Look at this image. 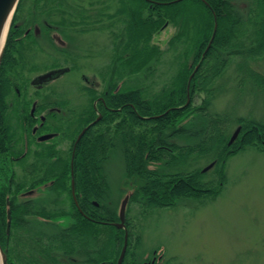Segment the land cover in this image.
Returning <instances> with one entry per match:
<instances>
[{
  "label": "trees",
  "instance_id": "obj_1",
  "mask_svg": "<svg viewBox=\"0 0 264 264\" xmlns=\"http://www.w3.org/2000/svg\"><path fill=\"white\" fill-rule=\"evenodd\" d=\"M244 2L247 3L246 19L238 9V4ZM59 5H62L61 0ZM51 11H46V19L53 23L50 19L55 14L52 15ZM68 12H60L63 15L58 24L64 28L74 25L65 16ZM124 12H127L126 8ZM30 15L29 0H21L3 55L0 94L5 76L13 73L18 78L17 70L22 71L15 65L18 61L16 53L20 52L25 37L22 34L23 27L31 23L28 26L30 28L39 22L36 18L29 19ZM135 15L134 23L132 15L131 20L125 22L128 23L126 29L131 31L125 35H131L130 42L136 44V53L132 57L131 52L130 58L122 63L132 67L130 73L152 70L155 62L150 61H158L157 56L161 52L155 48L149 49L144 42L166 23L182 24L183 31L173 38L171 44L187 37L188 48L183 57L179 56L182 61L177 65L179 68L174 80L155 94L148 88L125 84L119 87V83L112 81L107 93L103 92L104 102L100 101L98 106L103 118L82 137L74 159L77 170L76 195L79 202L89 204L88 212L94 221L76 212L75 222L72 223L68 219L69 215L61 209H43L38 215L50 219L51 227L42 224L36 227L50 228L26 229L29 224L24 219L27 206L15 198L7 201L12 183L8 182L10 172L7 167L1 165L0 244L8 254L9 264H117L124 246L125 230L115 226L119 222V200L115 198V190L110 186L107 175H101L115 151L122 154L124 177L132 179L134 183L126 213L129 236L123 264H144L145 261L137 257L143 242V227L138 222L142 220L140 217L145 218L154 208H175L178 201L214 198L226 183L225 168L230 157L249 146L264 150V124L245 121L243 118L229 121L227 115L214 114L210 110L215 92L222 89L220 79L226 69L234 61L237 63L240 57L244 61L246 54L247 60L264 55V49L260 47L262 39L264 42V0H139ZM215 24L217 30L211 47L201 58L213 38ZM246 33L247 38L252 39L249 47L243 44ZM245 46L251 50L245 51ZM199 62L200 67L194 73ZM237 67L243 66L237 63ZM251 79H255L253 82L260 84L264 90V78L260 80V75L255 74ZM245 84L246 80H243L241 85ZM242 86L239 87L241 91ZM85 89L91 94L90 106L87 112L77 116L76 135L96 115L93 103L98 99V94L95 90ZM202 94L204 98L198 104L196 99ZM188 96L190 102L186 105ZM0 97L2 108L4 94ZM235 124L241 125L244 132L235 144L229 145L230 130ZM193 127H198V130L190 131ZM186 131L192 142L182 148L172 146L176 150L169 152L158 150L163 138H173ZM161 156H166L165 163L160 169L151 171L149 166L155 160H161ZM201 157L208 162H215L212 174L203 172L199 164L191 166ZM135 172L145 179L140 185L134 177ZM22 184V181L17 182L15 188H21ZM55 185L56 181L52 187ZM90 201L99 203V207L91 205ZM134 207L141 209V212L133 210ZM130 212L137 218L132 217ZM58 219L69 220L68 228H58Z\"/></svg>",
  "mask_w": 264,
  "mask_h": 264
},
{
  "label": "rangeland",
  "instance_id": "obj_2",
  "mask_svg": "<svg viewBox=\"0 0 264 264\" xmlns=\"http://www.w3.org/2000/svg\"><path fill=\"white\" fill-rule=\"evenodd\" d=\"M59 1L29 0L31 11L29 19L36 18L43 22L47 10H52V15H56L54 18H58L63 10H69L70 16L77 20L76 23H80L86 22L91 14H99L106 7L107 9L102 23L99 24L100 30L93 29L83 35L71 33L73 37L71 44L74 47L76 45L72 48L75 52L74 60L68 56L65 59L67 64L77 65L76 70L52 84L53 90L71 97L74 94L77 105H87L88 95L78 90L80 86L95 85L97 91L102 92L106 83L108 85L115 81L126 86H142L155 94L161 92L165 84L174 80L179 68L178 62L181 60L177 58V54L183 57L188 42L187 37L175 44H171L170 41L180 32L182 24H177L180 27L170 24L164 29H156L144 45L161 52L157 56L159 63L150 71L130 73L132 67H126L122 62L130 58L131 52L133 57L136 53H134L136 44L130 42L131 35H125L131 32L126 29L128 23L125 22L131 20V15L134 17L132 22H135L136 5L139 0H114L106 3L103 0H61V6ZM90 1H96L97 4ZM101 3L105 4L98 12L97 7ZM238 6L246 19L247 3ZM124 8L127 12H124ZM89 28L86 27L84 30ZM59 37L61 39V36ZM55 38L57 44L61 46L64 44L57 35ZM243 41L247 42V33ZM261 42L260 47L264 49L263 39ZM247 50L251 49L246 48L245 51ZM47 52L48 50L45 53ZM33 54L31 53V56L29 52L24 53L23 59L27 65L37 62L44 65V58H49L44 54L38 53L36 56ZM240 59L237 63L243 67H237L234 61L220 79L222 89L218 93L215 92L210 110L214 114L227 115L229 121L243 118L245 121L264 124V90L260 84L253 82L255 79H251L255 74L260 75V80L264 78V55L247 60L246 54L244 61ZM63 60L61 56L60 61ZM78 68L83 75H78ZM23 69L25 72L30 70L25 67ZM43 72H45L43 69H38L37 73H32L30 77L34 78ZM243 80H246L245 86L241 85ZM240 86L243 87V91L240 90ZM33 90L31 88L29 91ZM203 98L202 94L196 99L197 103H201ZM238 126L235 124L231 128L230 137ZM110 162L106 168L107 178L115 190L113 192L115 198L119 200L117 202L119 209L126 195L133 193V185L124 177L122 157L114 155ZM210 163L201 157L191 166L199 164L204 168ZM191 166L189 169H192ZM213 169L207 173L212 174ZM225 174L224 188L214 198L178 201L175 208H154L145 218L140 217L142 220L138 222H141L143 227V242L138 259L145 261L144 264H264V150L249 146L248 149L230 157L226 163ZM18 175H22L20 170ZM130 180L132 182V179ZM135 207L133 210L141 212V209L137 210ZM130 215L137 218L132 212ZM40 222L41 224L35 223L32 228L47 230L51 227H36L42 225V221Z\"/></svg>",
  "mask_w": 264,
  "mask_h": 264
},
{
  "label": "flooded vegetation",
  "instance_id": "obj_3",
  "mask_svg": "<svg viewBox=\"0 0 264 264\" xmlns=\"http://www.w3.org/2000/svg\"><path fill=\"white\" fill-rule=\"evenodd\" d=\"M90 2L97 4L96 1ZM103 5L104 3L98 5V12ZM89 8L95 9L93 6H89ZM62 15L60 13L58 18H54L56 15L53 16L52 20L50 19L53 23H50L49 19L45 18L43 22L39 21L30 28L28 26L32 25L31 23H27L23 27L22 34L24 33L25 37L22 40L23 45L20 47V52L16 53L18 61H16L15 67L22 69L25 67L30 70L27 72L24 69H21L22 71L17 70L18 78L14 77L12 73V75H6L5 80L1 83L2 94L0 95L2 96L4 94V98L2 97L3 107L0 108V167L1 165L6 166L7 171L10 172L8 182L10 184L12 183V190L7 195V201L15 198L21 204L27 206L24 219L29 224L26 225V229L32 228L35 223L41 224L40 221H42L43 225L50 226V219H45L38 215L43 209L46 211L61 209L68 214L77 205L76 203H79L77 197L75 198L74 196L73 198V192L76 189L65 197L53 198L55 189L52 185L56 181V177H52L50 174L48 175V171L51 165L60 164L58 170L61 174L63 171L68 170L72 161L74 162L76 148L80 140L90 127L103 118L98 106L100 101L104 102L103 92L107 93L110 85L106 83L102 92H98L95 85L93 87L89 85L84 87L80 86L78 90L88 95L89 103L87 105H77L74 94L73 97L66 94L62 95L60 91L52 89V84L64 78L71 71L74 72L76 70L77 65L67 64V60L65 59L68 56L74 60L75 52L72 48H75L76 45L74 47L71 44L73 38L71 33L83 35L93 29L100 30L99 24L102 23V19L105 17L99 12V14H91L86 22L76 23L77 20L71 17L70 12H68L65 16H68V22H72L74 25H68V28H64L58 24L62 19ZM86 27L90 28L84 30ZM56 35L58 39L61 36L62 42L64 43L62 46L56 43ZM46 50H48L47 53H45ZM26 52H29V55L34 53V56L38 53L44 54L49 58H44V65H40L39 62L27 65L23 59L24 53ZM203 55L201 54V58L204 57ZM61 56L64 58L63 61H60ZM199 67L200 62L198 69ZM38 69H43L45 72L36 75L34 78H32L33 76L30 77L32 73H37ZM59 69H63V72L53 75L51 78L40 79V77L50 71ZM77 73L79 76L83 75L80 68H78ZM80 80L82 81V79ZM115 83H119V87L123 84L122 82ZM8 86H10L9 90L7 89ZM31 88L34 89L33 92L29 91ZM85 88L95 90L98 94V99L93 103L96 115L94 120L90 121L76 135L75 124L77 116L86 110L88 111V107L90 106L91 94ZM242 130L243 127H241L236 141L240 138L241 133L244 132ZM4 131L6 134L11 135L9 143L1 136ZM83 131L84 134L77 141ZM114 155H120L122 157L120 151H115L110 156L109 161H111ZM19 170L22 175H18ZM44 180L51 181L45 182ZM19 181L23 182L22 187L16 189V184ZM127 181L134 186L133 180L131 182L130 179H127ZM93 204L96 206L99 205L95 201ZM68 222L69 220L58 219L56 221L57 227L63 229L68 228L70 223ZM9 226L10 223H8L7 228ZM119 229L125 230V234L127 233L129 236L126 221L124 227Z\"/></svg>",
  "mask_w": 264,
  "mask_h": 264
},
{
  "label": "bare ground",
  "instance_id": "obj_4",
  "mask_svg": "<svg viewBox=\"0 0 264 264\" xmlns=\"http://www.w3.org/2000/svg\"><path fill=\"white\" fill-rule=\"evenodd\" d=\"M104 1L106 3L107 1H114V0H104ZM193 1H195V0H193ZM106 9H107V7H106ZM106 9H104V11L101 12V15H105ZM180 28H181L180 32H182L183 31L182 27H180ZM172 40H173V38H172ZM172 40L170 41V43L172 42ZM251 40L247 38V42L245 43V41H243V44H246V46L249 47L252 45ZM175 42H178V41H175ZM175 42H174V44H175ZM210 47H211V45L209 46V44H208L205 51H204V54L209 51ZM248 51L249 50H247V52ZM179 56H180V54H177V58H179ZM158 60H159V58H158ZM180 61H182V60H180ZM150 62H155L152 65V67L156 66L159 63V61H153V60H151ZM112 83H115V81H112ZM129 86H131V85H129ZM191 130H198V127H193L190 129V131ZM2 137H4V140L9 143V139L11 138L10 134H6V132L4 131ZM78 140H79V138L77 139V141ZM160 142H161V144L158 147V150L161 152H169L171 150H176L175 148H172V146H178V147L182 148V147L186 146L189 142H192V141L189 140V138L187 136V131H186L184 134L181 133V135L175 136L173 138L172 137L171 138L168 137L165 139L163 138ZM161 157H162L161 160H157V161L155 160V163L152 166H149V169H151V171H156V170L160 169V166H162L165 163V157L166 156H161ZM110 163H111L110 161L107 162L106 168H107V166L109 167ZM59 166H60V164L51 165L50 170L48 171V175L50 174V176L56 177V185L54 187L55 193L53 195V198H55V199L61 198L62 196L65 197L66 195H68L71 191H73L77 187V185H76L77 170L75 168V162L72 161L71 165L68 167V170L63 171L61 174H60V171L58 170ZM135 173H136V175H134V177H136L138 179L137 184L139 181V185H140V183H142L145 179L138 172H135ZM106 174H107V172H106V169L104 168L103 172H101V175H106ZM74 196H75V198L77 197L75 190L73 192V198H74ZM89 203L91 205H94L93 204L94 201H90ZM76 204L77 205L68 213V215H69L68 219L70 220V222H72V223L75 222L76 217L74 215L76 214V212H78L83 218L94 221V219L91 217V214H89V212H88L89 211V206H88L89 204L85 205V202H83V203L79 202ZM96 207H99V205Z\"/></svg>",
  "mask_w": 264,
  "mask_h": 264
},
{
  "label": "water",
  "instance_id": "obj_5",
  "mask_svg": "<svg viewBox=\"0 0 264 264\" xmlns=\"http://www.w3.org/2000/svg\"><path fill=\"white\" fill-rule=\"evenodd\" d=\"M21 0H0V68H1V64H2V60H3V55L5 52V47H6V43H7V38L9 35V31L12 25V21L14 18V15L17 11V8L20 4ZM217 30V24H215V28H214V34H213V38L211 40V42L209 43V46L211 45L215 33ZM63 70H56V71H51L45 75H43L42 77H40V79H47V78H51L53 77V75H56L58 73H62ZM193 76V74H192ZM192 76L189 78V81H191ZM190 102V99L188 98V101L186 103V105H188ZM85 131V130H84ZM84 131L80 134L79 139L81 138V136L84 134ZM240 133V128H238L234 134L232 135V137L230 138L229 141V145H231L238 137ZM214 164H210L208 167H206L203 171H207L209 170L211 167H213ZM130 200V195H126V197L122 200L120 208H119V223L115 224L116 227L118 228H123L124 224H125V220H126V212H127V206ZM124 246L122 248L120 257L118 259L117 264H123L125 255H126V251H127V245H128V234H125V238H124ZM0 264H8V256L6 251L2 248L1 244H0Z\"/></svg>",
  "mask_w": 264,
  "mask_h": 264
}]
</instances>
